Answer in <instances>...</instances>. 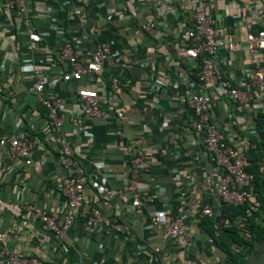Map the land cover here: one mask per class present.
<instances>
[{"label":"crops","instance_id":"0c3cea01","mask_svg":"<svg viewBox=\"0 0 264 264\" xmlns=\"http://www.w3.org/2000/svg\"><path fill=\"white\" fill-rule=\"evenodd\" d=\"M27 2L31 22L24 24L0 0V247L46 264H232L214 242L218 224L205 220L219 215L220 201L213 193L219 171L205 158L203 145L186 133L197 114L182 98L196 87L206 90L217 125L238 147L247 139L253 117L264 112V96L240 107L210 80L190 82L191 59L184 49L194 1L163 0L158 6L155 0H88L85 20L72 13L73 0ZM204 6L215 36L235 44L232 51L220 49L215 62L236 81L251 64L247 35L264 28V0H208ZM147 23L154 27L143 30ZM30 34L38 35L39 41H32ZM65 36L86 56L98 43L110 41L112 56L96 77L83 75L79 82L60 83L51 90L63 99L59 115L64 124L60 131L49 132L46 109L25 87L32 82L34 69H47L52 75L70 71L69 64L57 57ZM258 56L264 61V55ZM112 76L121 83L112 104L123 111V119L81 115L74 101L77 89L94 86L106 92ZM70 114L79 116L77 126L66 120ZM117 127L150 162L138 185L150 188L154 202L138 209L131 206L127 192H116L129 168L127 148L114 135ZM23 130L35 141L29 165L7 149L8 138ZM62 140L74 148L84 176L85 208L96 207L101 215V222L88 224L78 214L64 240L37 219L65 204L59 190ZM204 205L212 208L211 217L200 216ZM161 209L183 216L186 240L168 239L160 227L150 225L151 213ZM235 223L241 234H248L244 218ZM231 250L243 255L244 264H264L261 240L254 241L247 253L234 245Z\"/></svg>","mask_w":264,"mask_h":264},{"label":"built area","instance_id":"2783aa9c","mask_svg":"<svg viewBox=\"0 0 264 264\" xmlns=\"http://www.w3.org/2000/svg\"><path fill=\"white\" fill-rule=\"evenodd\" d=\"M75 7L73 14L81 20L87 17L85 8L88 0H73ZM192 20L185 30L186 45L185 56L189 59L201 58L202 67L198 73L201 83L210 80L220 89L221 95L240 107L249 105L257 96H264V61L259 55H264V28L258 29L255 33H249L246 37V46L251 52V64L247 67L241 77L236 81L228 78L222 73L215 62V56L220 49L232 51L235 44L231 41H224L215 36L213 19L206 12L205 2L208 0H193ZM156 5L163 4V0H155ZM2 5L14 11L24 24L31 22L27 0H2ZM154 25L147 23L143 30L152 29ZM29 38L37 42L39 37L30 34ZM110 41L98 43L95 49L87 56L81 49L72 45L68 36H65L58 48L57 57L59 61H65L70 66V71L60 75H52L47 69H34L33 80L25 87L27 94L35 95L38 105L46 109L45 120L49 132H58L64 124L59 111L63 99L51 92L60 83L79 82L83 75L96 77L103 70L111 59ZM109 87L106 92H99L96 87L80 88L74 94V101L77 104L81 115L102 121H107L113 115L118 121L123 119L121 109L112 104V100L121 87L118 78H109ZM126 84L130 81L126 80ZM2 86L0 84V96ZM184 103L193 109L197 117L188 123L186 133L191 135L193 142L203 145L205 158L215 165L219 171V181L213 190L215 196L221 203L232 206L246 205V213L254 210L257 202L251 191V177L246 172L248 165L245 153L233 146L226 138L222 128L217 125L216 115L212 110L213 100L206 90L195 88L187 91L182 98ZM66 120L73 126H77L80 118L76 114H70ZM114 135L127 148L129 155L128 174L122 181V189L117 190L118 195L127 192L131 206L135 209L154 202V195L148 186H139L138 180L142 174L150 170V162L145 151L137 146L133 140L127 139L125 132L120 128ZM186 138V136H185ZM35 148V141L28 130L8 138V153L22 161L23 165L31 163V152ZM58 164L62 173L59 183V190L65 199L64 207L60 211L50 213L42 212L37 219L60 240L66 238L76 216L78 214L86 217L88 224L101 222V215L96 207L86 209L84 206L83 181L78 163L75 159L74 148L62 140L59 145ZM212 208L204 205L200 209V216L211 217ZM183 216L174 213L169 209H161L151 213L149 223L152 226L161 228L163 235L171 240H186L184 232ZM22 221V225L25 224ZM225 225H229L226 222ZM3 235L0 233V240ZM0 264H46L34 256L19 255L6 247H0Z\"/></svg>","mask_w":264,"mask_h":264},{"label":"trees","instance_id":"16d2710c","mask_svg":"<svg viewBox=\"0 0 264 264\" xmlns=\"http://www.w3.org/2000/svg\"><path fill=\"white\" fill-rule=\"evenodd\" d=\"M192 72L189 75L190 82L199 85L198 73L201 70V58L191 59ZM249 131V132H248ZM247 139L244 144L236 147L245 153L248 161L246 172L250 175V187L257 202L254 210L246 213V205L232 206L220 202V208L229 225H223L222 228L216 226L215 216L205 218L207 223L216 226V235L214 242L227 255L232 264H244L243 255L232 252L231 246H237L246 249L249 252L252 248V243L257 240L264 242V112H258L252 119V123L247 129ZM242 133V132H240ZM241 218L245 219L248 225V234H241L240 228L235 221ZM207 225V224H205Z\"/></svg>","mask_w":264,"mask_h":264},{"label":"water","instance_id":"95a60500","mask_svg":"<svg viewBox=\"0 0 264 264\" xmlns=\"http://www.w3.org/2000/svg\"><path fill=\"white\" fill-rule=\"evenodd\" d=\"M215 221H216V223L218 224V226L220 228L223 227V225H224V215H223V211H222L221 208H219V215L216 217Z\"/></svg>","mask_w":264,"mask_h":264}]
</instances>
